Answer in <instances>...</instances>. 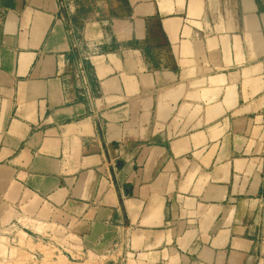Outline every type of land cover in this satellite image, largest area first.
<instances>
[{
    "label": "crops",
    "instance_id": "0c3cea01",
    "mask_svg": "<svg viewBox=\"0 0 264 264\" xmlns=\"http://www.w3.org/2000/svg\"><path fill=\"white\" fill-rule=\"evenodd\" d=\"M14 227L10 264H264V0H0Z\"/></svg>",
    "mask_w": 264,
    "mask_h": 264
},
{
    "label": "rangeland",
    "instance_id": "374dc122",
    "mask_svg": "<svg viewBox=\"0 0 264 264\" xmlns=\"http://www.w3.org/2000/svg\"><path fill=\"white\" fill-rule=\"evenodd\" d=\"M26 226H22V227H20L21 229H23V228H25ZM19 228V229H20ZM12 229H16L15 231H8L7 233V237L6 238H4V239H2L1 240V243H0V246H1V249L2 250H0V253H2V255H3V257H4V259L1 261L0 260V264H10L9 263V261H8V258H7V256H8V253H9V249L11 250L10 252L12 253V255L14 256L15 255V253H20V250L21 251H24V239H26V235H24L23 233H21V232H19V229L18 228H12ZM20 229V230H21ZM27 229H28V227H27ZM36 231H39L38 229L36 230ZM17 232H19V234H18V241H19V239H20V242H19V245L17 246L16 244L18 243V242H16V244H15V242H13V243H11V241L9 242L8 241V238H9V240L11 239H13L14 238V236H9L10 234H15V233H17ZM24 232L25 233H27V234H29V235H31L32 236V234L30 233V231L29 230H25L24 229ZM40 232V231H39ZM16 239V238H15ZM36 242H38V241H36ZM39 243V242H38ZM9 246V247H8ZM21 246H22V248H21ZM15 248H17V249H15ZM19 248H20V250H19ZM15 251V252H14ZM22 256H20V258L18 257V259H17V261H16V263H13V264H36V262H37V259H36V261H32L31 263H30V261H31V258H27L26 257V255L25 254H21ZM49 255H52L51 253H49ZM12 264V263H11Z\"/></svg>",
    "mask_w": 264,
    "mask_h": 264
}]
</instances>
